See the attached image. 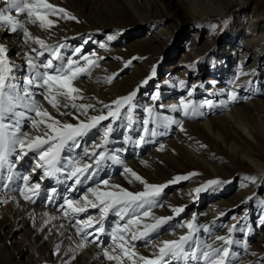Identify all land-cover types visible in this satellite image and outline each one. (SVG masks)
<instances>
[{"label":"rangeland","instance_id":"1","mask_svg":"<svg viewBox=\"0 0 264 264\" xmlns=\"http://www.w3.org/2000/svg\"><path fill=\"white\" fill-rule=\"evenodd\" d=\"M49 2L68 10L79 22L53 16L50 18L56 24L49 30H42L38 25H28L32 36L43 39L49 45L66 44L67 47L61 50L65 59H79V56L88 55L97 62L90 74L82 75L74 81V87L81 90L79 95H84L82 101H76L77 104H94L100 109L103 104H111L115 99L138 90L133 101L136 107L131 113L133 122L129 124L127 119H123L113 125L115 131L108 145L109 154L118 155L122 162L129 164L149 184H167L176 176L198 173L189 176L187 180L169 184L164 189L159 198L162 207H154L152 214L173 219L162 226L166 228L160 230L159 234L151 235V243H146L149 238L139 244L134 243V250L142 255L150 248L155 249L156 241L160 243L164 236L185 234L186 229L179 225L192 222L195 218V224L211 229V237L208 233H200L201 238L210 244L216 236H228L229 229L236 226L237 231L232 234V239L239 243L231 246V264H244L242 262L245 258L255 256L259 258L253 264H264V253L260 252L264 247V39L259 44L248 42L264 36V0H212V6L220 5L215 8L217 14L213 15L208 14L210 12L203 13L196 0H88V5H84V0ZM145 2L148 3L147 7ZM0 7L3 5L0 4ZM203 9L206 10V7ZM102 16L106 19L102 20ZM255 17L261 18V31L256 27L247 29L251 24L250 19L255 21ZM253 24L259 25V22ZM2 31L8 29L0 28V44L7 49L9 61L20 69L18 76L22 78L27 74V64L20 40L25 38L21 33H6L7 42L2 43ZM141 44H144L143 47L138 49L137 46ZM76 48L81 49L79 56L74 53ZM46 58L47 54L41 59ZM80 63L84 61L80 60ZM153 69L155 75L152 74ZM110 76L113 79L107 82ZM145 80H148L147 84H143ZM181 81L183 89L179 91L176 86ZM231 92L236 93L237 100L229 99ZM157 93L159 98L153 100L152 97ZM173 96L181 97L178 102L167 106V100ZM36 99L45 109H51L41 96L37 95ZM181 100L191 101L193 105L204 104L199 109L201 114L190 113L185 116L183 109L171 111L173 106L180 108ZM207 101H212L215 106L209 108ZM146 108H153L154 116L169 117L176 123H170L167 127L149 123L147 127L155 129L158 134L155 137L146 134L143 131V121L149 119ZM95 114L93 111L88 113ZM250 117L258 121L257 133L260 136L254 135L255 127L250 123L254 120H250ZM56 118L76 123L70 116L57 115ZM85 118L80 116L81 120ZM210 119H216L212 123V132L205 126ZM221 122L229 126L221 127ZM31 129L26 125L30 135ZM141 137L144 142H140ZM101 142L102 128L99 132L94 129L86 139L80 140L82 148L77 149L79 152L66 149L63 155L67 158L73 154L84 160L86 154L82 149H89L90 145ZM173 142L186 151L175 152L172 147L164 150ZM33 155L27 161L19 160L18 163L25 165L17 169L15 165L14 170L22 171L27 165L28 174L36 171L35 176L40 177L41 171L37 172L38 168L35 167L38 157L34 155L35 159L29 162ZM11 159L14 162L18 160L14 157ZM124 163L107 162L105 167H108L101 169L100 175L95 176L97 181L90 180L96 184L87 187L85 183L81 186L73 185L75 191L68 189L69 195L66 192L63 194L72 199L79 198L87 194V188L96 187L105 179H112L117 185L132 192L143 191L144 187L139 182L133 180L129 183L132 178L123 172V166H126ZM251 176L257 177L254 183L244 179ZM39 179L33 182L53 185L57 190L59 198L52 204L53 208L57 205L53 211L57 214L68 212L70 215V210L65 208L60 211L62 203H57L61 192L72 181L65 183L62 179L58 187L56 178L43 177L42 172ZM211 180L222 183L208 185ZM63 184L65 187L62 189ZM198 188L203 190L197 193ZM74 192L77 194L74 195ZM40 196L41 201L38 200L42 204L52 203L48 198L44 199L46 202L42 200L41 191ZM217 199L225 200L227 205L212 212L209 203ZM172 201L180 203L170 208L168 205ZM176 207L185 210L176 215L172 211ZM211 214V222L204 224L205 218ZM87 216L97 218V221L100 219L97 209H89L77 219H85ZM108 220L104 221L106 231L99 234V241L87 244L101 252L102 247H108L111 255H119L118 250L112 252V241L107 233L117 223L124 222L114 214H110ZM74 221L67 225L71 233L77 234V228L82 226L76 225ZM88 231L94 232V229ZM7 233L6 230L0 231L1 241L5 240L8 250L18 248V234L7 238ZM92 239L94 237L90 236L89 240ZM100 254L103 255V252ZM18 260L21 264H30L27 255ZM104 264H117V261L107 260ZM124 264H130V261L125 260Z\"/></svg>","mask_w":264,"mask_h":264},{"label":"snow or ice","instance_id":"2","mask_svg":"<svg viewBox=\"0 0 264 264\" xmlns=\"http://www.w3.org/2000/svg\"><path fill=\"white\" fill-rule=\"evenodd\" d=\"M0 4L3 5L0 7V28H7L12 33H21L25 43L31 42L37 46L25 53L27 74L21 78L18 76L20 69L9 61L7 49L0 45V188L8 189L6 181L13 180L15 162L11 158L23 160L31 152L38 157L36 167L43 170V177L59 179L63 176L65 181H72L67 187L75 191L73 185L81 186L86 181L92 180L106 161L123 163L118 155L109 154L108 145L115 131L113 125L117 121L127 119L129 124L133 122L131 113L136 107L133 101L138 90L115 99L111 104H103L100 109L94 104H77L76 101H82L84 97L79 95L81 90L74 87V81L82 75L90 74L91 69L97 65L96 60L90 59L88 55L79 56L80 48L74 49L79 59H65L61 50L67 47L66 44L49 45L43 39L33 37L28 29L30 24L38 25L42 30L51 29L56 24V21L50 18L53 16L57 19L79 22L77 17L65 8L50 3L49 0H0ZM45 54L47 58L41 59ZM92 56H95V53H92ZM80 60L84 63L81 64ZM152 74L155 75V69ZM112 79L111 76L107 77V82H111ZM147 83L148 80L143 81V84ZM180 83L183 86V81ZM37 95L41 96L43 101L55 109L60 116H70L76 123L57 119L36 99ZM158 98L159 93L152 97L153 100ZM237 98L235 92L229 94L230 100L235 101ZM206 104L209 108L215 106L212 101H207ZM203 107L204 104L193 105L191 101L181 100L180 108L173 106L171 111L183 109L184 115L188 116L190 113L201 114L199 109ZM69 108L74 111H64ZM90 111L96 114L88 115ZM145 111L149 119L143 121L145 125L143 131L153 137L158 133L155 129L150 130L147 127L149 123H156L158 127H167L170 123H176L169 117L154 116L153 108H146ZM81 115L86 118L81 120ZM105 121L108 123L104 124ZM26 125L38 134L30 135ZM101 128L102 142L90 145L92 151L88 148L82 149L89 157L87 161L78 157L66 158L63 155L66 149L80 148L82 138L94 129L97 132L101 131ZM140 142H144L143 137L140 138ZM5 165L9 173L7 177L2 173ZM123 172L130 174L132 179H129V183L133 180L139 182L144 190L132 192L120 185L109 184L105 179L96 187L87 188L85 190L87 194H82L79 198L63 197V203L59 207L66 206L73 216L87 213L89 209H97L99 212L100 219L95 223L92 216L75 219V224L82 226L77 228V235L81 237L77 247H84L86 243H97L99 234H104L106 231L104 221L110 214H114L124 223H117L107 235L112 241V252L118 250L120 254L111 255L108 247H102V252L106 259L115 260L117 264H124L125 260L130 261L131 264H231V246L239 243L232 239V234L237 231L236 226L229 229L228 236H216L214 242L210 244L201 238L200 233H208L211 237V229L208 226L201 227L195 224V218L192 222L179 225L186 229L185 234L179 235L177 239L163 240L158 245H154L155 251L151 256L139 255L134 250L133 242L137 239L149 238L146 243H151L153 239L151 234H159L158 230L173 219V217H156L152 214L154 207H162L159 198L164 189L169 184L187 180L189 176L198 173L176 176L167 184H149L131 168L125 167ZM16 178L23 181V187L8 189L5 192V200H0V203H5L7 196L17 190L26 201L35 203L33 197L39 196L40 183L30 182V174H17ZM244 179L254 183L257 177H244ZM220 183L222 182L218 180L208 181V185ZM101 185L111 190H102ZM202 190L203 188H198L196 192ZM50 191L54 195L49 196L48 201L52 202L56 198L57 190L53 188ZM184 210L183 207L172 209L176 215L183 213ZM64 215L67 217L68 212H64ZM142 218H150L154 222L143 223ZM88 229H94V232ZM90 236L94 239L89 240ZM217 241L220 243L217 244ZM244 247L247 249L246 244ZM58 249L59 246H57V254H59Z\"/></svg>","mask_w":264,"mask_h":264},{"label":"bare ground","instance_id":"3","mask_svg":"<svg viewBox=\"0 0 264 264\" xmlns=\"http://www.w3.org/2000/svg\"><path fill=\"white\" fill-rule=\"evenodd\" d=\"M144 1H146V0H144ZM196 1L198 2V4H197L198 8H200V10L203 11V13H204V11H205V13L210 12V13H208L210 15L217 14V12L215 11V8L217 9L218 7H220V5L216 6V7L212 6V3H213L212 0H196ZM87 2H88V0H84V5H88ZM221 5L223 6L224 4H221ZM145 6L147 7L148 3L145 2ZM204 7H206V10L203 9ZM195 10L197 11V9H195ZM154 13H156V11ZM100 18L102 20L106 19V17H103V16ZM255 18H256L255 21H251V19H250L251 24L247 27V29L250 27H254V28L256 27V28H258V31L259 30L261 31L263 29L260 26V24H261L260 19L261 18H258V17H255ZM258 22H259V25L253 24V23H258ZM6 33L9 35V33H12V32H10L9 30L1 32L2 43L7 42ZM14 34H17V33H14ZM263 39H264V36H261L259 38L256 37L255 39L248 40V42H254L256 44H259L260 41ZM20 42L22 44V47H24L25 53L29 52L32 47H37L36 45L31 44V42L25 43V39H23V38L20 40ZM0 45H2V44H0ZM10 45H12V43H10ZM143 45L141 44V45L137 46V48L138 49L142 48ZM186 48L189 49L188 46ZM150 50H151V48H150ZM245 79H248V78L246 77ZM176 87L178 88L179 91H181L183 89V86L181 85V83H179ZM82 96H84V95L82 94ZM180 97L181 96H173V98H169L166 102V105L168 106L172 103L174 104L175 101L178 102ZM241 100L242 99H240V101ZM46 104H47V102H46ZM243 108H245V106H243ZM70 109L71 108H69L68 110H70ZM47 110L52 115H55V117L57 115H59L55 109L51 108V109H47ZM240 117L241 116L239 115V118ZM249 119L254 120V122L253 121L250 122V123H252V126L255 127L254 135L260 136V133H257V131H258L257 126H259L258 121L255 120L254 118H251V117ZM215 120L216 119H210L209 121L207 120L208 122H206V124H205L206 128L210 132H212V130H213L212 129V123ZM227 125H226V123L221 122V127H225ZM27 127L31 129L30 126L27 125ZM31 130H32V135L38 134L35 131L33 132V129H31ZM216 135L218 137H220L219 134H216ZM87 136H85L81 140L86 139ZM255 139H257V138H255ZM171 147H172V150H174L175 152H176V150L177 151H179V150L186 151V149L184 147L178 146L177 143H175V142L170 143L168 147H164V150L169 149V148L171 149ZM92 150H93L92 148H89V151H92ZM160 151H161V149H160ZM31 155H33V153L30 152L27 156L24 157V159L27 161ZM71 157H74V155L72 154ZM24 159L22 161H24ZM85 159L88 160L89 157L87 155H85L84 160ZM18 162H19V160L15 161L16 169L19 167H23L25 165V164L21 165V163H18ZM107 162H108V164L112 163L111 160L106 161L101 168L102 170H104L108 167V166L105 167V165H107ZM124 165H126V166H123V168H125V167L131 168L129 164L124 163ZM256 165L259 166L258 163ZM5 171H7L6 167H4V169L2 170V173H3L4 177H7V175L5 176V174H6ZM40 171L43 172L42 169H40ZM99 173L100 172H98V174H97L98 176L100 175ZM16 174H17V172L13 168V172H12L13 180L12 181H6L8 183V189L14 188L15 184L13 183V181L18 180L16 178ZM109 174H110V172H109ZM8 175H9V173H8ZM126 175L128 176L129 174H126ZM60 177L62 178V176H60ZM106 177L110 178V175H107ZM50 179H53V178H50ZM92 180L97 181V178L94 177ZM64 182L66 183L67 181L64 180ZM56 183L58 186V185H60L61 182H60V180L56 179ZM109 184L117 185V183L115 181H113L112 179L109 180ZM61 187L63 189V187H65V184H63ZM101 188H102V190H108L103 185L101 186ZM8 189L0 188V200H5V192H7ZM15 192L16 191L11 192L7 196L5 203H0V218H1L0 231L6 230L8 232L6 234L7 238H9V236L17 233L18 238H19V247L16 249L13 248V249L8 250L7 246L5 245V240L1 241V238H0V264H21L18 259L23 257V255H27L28 261L30 264H104L108 260L103 255L100 254V253H102L101 251L96 250L97 249L96 247H92V246L88 245L87 243L84 247H77L78 243L81 241V237L77 234L71 233L69 231L67 224H68V222L72 221L73 219H77L79 216H82L83 214H80L79 216H73V214L70 212L71 214L68 215L67 217H65L64 212L57 214L58 212L56 213L55 211H53L54 208H53L52 204H53V202L57 201V198H59L58 193H56V195H55L56 198L52 201V203L42 204L40 202L41 196L40 197H38V196L33 197V199L35 200V203H31L29 201H26L24 199V197L19 194V192H18V194H16ZM178 193H181V192H178ZM75 194H77V192H74V195ZM52 195H54V194L49 190V196H52ZM68 197H70V196H68ZM62 198H63V196H62ZM219 200L220 199H217L216 201H212L209 203V208H210V210H212V212L217 211V210L219 211V209L222 208V206L224 207L227 205L225 200L224 201L223 200L219 201ZM176 202L180 203V201H176ZM177 203H175V201H172L169 203L168 207L172 208L173 206H176ZM64 208L67 209L66 206ZM62 209L63 208H61L60 211ZM45 213H47L48 215L45 216L44 215ZM154 213H155V211H154ZM156 214H157V212H156ZM52 217H55V219H52ZM212 219H213V217L211 214L210 216H207L203 222H204V224H206L208 222H211ZM96 221H97V218H93V223H95ZM142 222L143 223H153L154 221H152V219H150V218H142ZM164 228H166V226ZM164 228L161 227L158 231L163 230ZM154 234L155 233H152L151 235H154ZM179 235H181V233H176L173 237L164 236L163 239L164 240L177 239L176 236H179ZM144 239H137L138 242L136 240L133 243L139 244ZM207 243H210V242H207ZM158 244H159V242L156 241V245H158ZM57 246H59V249H58L59 254H57ZM262 246H264L263 243H262ZM258 248L260 249V247H258ZM83 249H85V251H83ZM70 251H72V254ZM154 251H155V249L150 248L147 252H144L142 255L151 256ZM260 252L264 253V247H263V249H260ZM73 257H75V258L73 259ZM258 258H259V256H255V257L250 258V259L245 258V260H243L242 263L253 264L255 261L258 260ZM130 264H131V262H130Z\"/></svg>","mask_w":264,"mask_h":264}]
</instances>
